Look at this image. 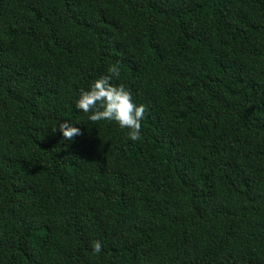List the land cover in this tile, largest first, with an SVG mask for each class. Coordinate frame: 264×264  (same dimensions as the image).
<instances>
[{
	"label": "trees",
	"instance_id": "trees-1",
	"mask_svg": "<svg viewBox=\"0 0 264 264\" xmlns=\"http://www.w3.org/2000/svg\"><path fill=\"white\" fill-rule=\"evenodd\" d=\"M0 264H264V0H0Z\"/></svg>",
	"mask_w": 264,
	"mask_h": 264
}]
</instances>
